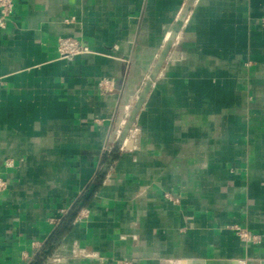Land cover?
Segmentation results:
<instances>
[{
    "label": "crops",
    "instance_id": "obj_1",
    "mask_svg": "<svg viewBox=\"0 0 264 264\" xmlns=\"http://www.w3.org/2000/svg\"><path fill=\"white\" fill-rule=\"evenodd\" d=\"M0 178V264H264V0H14Z\"/></svg>",
    "mask_w": 264,
    "mask_h": 264
},
{
    "label": "built area",
    "instance_id": "obj_2",
    "mask_svg": "<svg viewBox=\"0 0 264 264\" xmlns=\"http://www.w3.org/2000/svg\"><path fill=\"white\" fill-rule=\"evenodd\" d=\"M14 0H0V26H3L5 20L13 11ZM57 50L60 57L71 59L79 53L88 52L87 46L82 45L77 39L70 36H63L58 39ZM105 88L111 86V81L105 79L101 83ZM10 161L8 162V164ZM5 186V181L0 178V188ZM242 237H247L246 231L235 226ZM114 264H137L133 258L116 259Z\"/></svg>",
    "mask_w": 264,
    "mask_h": 264
},
{
    "label": "trees",
    "instance_id": "obj_3",
    "mask_svg": "<svg viewBox=\"0 0 264 264\" xmlns=\"http://www.w3.org/2000/svg\"><path fill=\"white\" fill-rule=\"evenodd\" d=\"M71 215H74V213H70L69 214V216L68 217H66L64 220H63V223L62 224H64V226H67L68 224H71V222H72V216ZM53 240V239H52ZM51 243V241L50 242H48L47 244L49 245ZM46 244V246L36 255V257L33 259V261L31 262V264H43L44 263V261H45V259H46V257H47V255H48V253H49V251L48 250H46V248H47V245Z\"/></svg>",
    "mask_w": 264,
    "mask_h": 264
},
{
    "label": "water",
    "instance_id": "obj_4",
    "mask_svg": "<svg viewBox=\"0 0 264 264\" xmlns=\"http://www.w3.org/2000/svg\"><path fill=\"white\" fill-rule=\"evenodd\" d=\"M187 33H184L183 35H181L179 42L183 41L184 35H186ZM179 44V43H178Z\"/></svg>",
    "mask_w": 264,
    "mask_h": 264
}]
</instances>
